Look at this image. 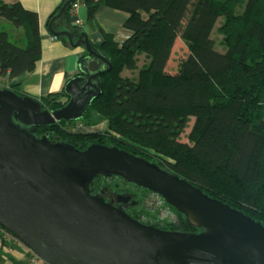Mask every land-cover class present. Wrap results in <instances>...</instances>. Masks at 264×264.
Listing matches in <instances>:
<instances>
[{
	"label": "trees",
	"instance_id": "16d2710c",
	"mask_svg": "<svg viewBox=\"0 0 264 264\" xmlns=\"http://www.w3.org/2000/svg\"><path fill=\"white\" fill-rule=\"evenodd\" d=\"M76 2L63 14L70 29L79 28L72 22ZM82 2L92 23L102 5L127 11L125 25L133 30L128 39L119 41L100 26L104 40L94 41L113 66L102 74V91L83 118L90 123L94 112H100L109 120L110 129H72V119L64 118L38 125L39 135L50 132V139L60 136L51 141L65 140L81 148L95 142L112 143L160 163L264 223V55L260 64L252 60V52L264 48V0H196L186 22L192 0ZM221 16L222 50L213 35ZM180 34L189 52L182 70L171 73L166 67ZM43 54L39 11L22 0H0V82L34 70ZM140 55L149 59L143 66H139ZM125 68H139L138 77L125 75ZM11 86L25 94L19 82ZM39 98L52 109L63 106L68 94L64 87ZM187 131L189 139L184 140ZM100 174L119 178L122 187L130 181L105 172L96 177ZM137 186L141 192L158 193L171 206L166 214L161 209L154 212L142 192L146 212H137L141 220L173 230L204 229L191 224L179 206L160 192Z\"/></svg>",
	"mask_w": 264,
	"mask_h": 264
},
{
	"label": "water",
	"instance_id": "95a60500",
	"mask_svg": "<svg viewBox=\"0 0 264 264\" xmlns=\"http://www.w3.org/2000/svg\"><path fill=\"white\" fill-rule=\"evenodd\" d=\"M72 1L51 20L55 33L87 49L65 85L67 102L51 109L37 96L0 88V224L52 264H264V223L244 210L117 145L81 148L39 135L38 125L83 117L113 66L86 30L54 27ZM101 172L160 192L205 228L173 230L131 215L92 192Z\"/></svg>",
	"mask_w": 264,
	"mask_h": 264
},
{
	"label": "crops",
	"instance_id": "0c3cea01",
	"mask_svg": "<svg viewBox=\"0 0 264 264\" xmlns=\"http://www.w3.org/2000/svg\"><path fill=\"white\" fill-rule=\"evenodd\" d=\"M22 1L26 6L38 10L40 13L44 54L34 70L16 76L9 80L7 84L12 85L19 82L21 89L26 94L39 97L44 93L64 88L67 81L81 70L80 62L85 51L82 45H71L68 38L66 41L61 36L58 39L52 37L53 31L50 25V18L65 0ZM128 16L129 13L125 10L102 5L96 12L95 23H92L88 19V7L82 0H78V10L72 16V22L77 23L82 18L83 24L81 27L89 33L92 40L99 42L104 40V33L100 28L102 26L105 30L114 33L117 40L125 41L133 33V30L125 25ZM65 22L64 18L60 19L59 23H56V28L68 27ZM148 61L149 59L146 58L144 63ZM169 62L166 69H168ZM101 65H103V62ZM2 86L4 84H1L0 88ZM102 121L108 124L107 121ZM95 126L97 127L99 124ZM9 245L11 246L12 244L3 240L2 232L0 231V261L3 264H28L27 250L18 246L12 250Z\"/></svg>",
	"mask_w": 264,
	"mask_h": 264
},
{
	"label": "rangeland",
	"instance_id": "374dc122",
	"mask_svg": "<svg viewBox=\"0 0 264 264\" xmlns=\"http://www.w3.org/2000/svg\"><path fill=\"white\" fill-rule=\"evenodd\" d=\"M195 1L196 0H192V2H191V6L188 9L187 15L184 18L185 19V22L189 19V16H190V14H191V12L193 10V5H194ZM243 6L244 5H240V9H242ZM77 10H78V0H77V2L75 4V7L73 8V15L75 13H77ZM62 18H63V15L60 16V17H58L57 19H62ZM57 19L54 21V27L55 28H56V23H59V21ZM223 19H224L223 16H221L218 19V21L216 23V26L214 27V30H213V35H215L216 36V39H217L216 47L218 49H221V50L223 49V47H225V45H223L221 43L222 42V38L224 37V34L219 30V26L223 22ZM51 20H52V16L50 18V25H51ZM1 24H2V26H6L7 22L2 21ZM75 24L76 25L78 24L79 25V28L76 27L77 28L76 29L73 26L72 27V30H80V29H82L81 25L83 24V19L82 18L79 19L77 21V23H75ZM184 26H185L184 23L180 26V32L183 31ZM51 29H52V26H51ZM54 33L55 32L53 31L52 37L53 38H56V39H58L60 37L59 35H64V34H57V33L54 34ZM92 41L94 42L96 40L93 39ZM82 46L84 47V51L86 52V50H87L86 47L84 45H82ZM85 52L82 55H84ZM188 52H189V47H188L187 43L185 42V40L181 37V34H180V36L178 37L177 43H176V45L174 47V51H173L171 60H170L169 65H168V69H167L168 72H171V73H179L182 70V68H183L184 60H185ZM252 55H253L252 56L253 62L256 63V64H260L261 63V58L264 55V48L254 50L252 52ZM139 57H140V59H139V66H143L146 58H145V56H141V55ZM100 62L101 61H98L97 63L99 64ZM123 73L125 75H127V74L133 75V76H135L137 78L138 75H139V68H125L124 71H123ZM7 83L8 82H6V83L0 82V85L1 84H4V86H2V87L11 86V85H8ZM21 93L23 94V92H21ZM102 120L107 121L108 124H106L105 122L103 123ZM90 123H87V121L84 120L83 117H81V118H78V119L71 120V122L69 124V127H71L72 129L83 130V131L97 130V131H100V132H106V131H109V129H110V122H109V120L102 113H100V112H94V114L92 116V120H91ZM96 124L97 125L99 124V126L96 127L95 126ZM189 130H190V126L188 127V131ZM188 131H187V133H184L182 135V138L184 140H188L189 139V137H188ZM49 133L50 132H48L46 134H48V138L50 139ZM41 135H45V134L43 133ZM51 139H53V140L60 139V136L59 137H58V135L56 137L51 136ZM109 144L112 145V143H109ZM107 179H108V177H106V174H100L94 180L99 182L98 185H100V186L102 185L100 187L101 189H103L102 187H106L108 189L117 188L119 191L130 192V193L134 194V198H136L138 200V202L136 204H134V207H133L134 208L133 210H135V212H140V213L142 211H143V213L146 212L144 210V209H146V206H144V205L142 206V201H143V200H141L142 199V197H141V193L142 192H146L145 195L147 196L146 197V201H147V205H148L147 207L152 208L154 210V212H157V211H159V209H161V211L166 214L169 210H171V206L170 205L163 203L164 199L161 197V195H159L156 192L148 191V190L147 191H143L142 190V192L139 191V189H138L139 187L137 186L138 183H134L132 180H130L129 182H126V185L124 187H122V185L120 184L121 183V180L119 178L111 177L110 179H108V181H107ZM171 203H173V205L176 207L177 204H175L174 202H171ZM130 211H131V213H134V211H132L131 209H130ZM187 217H188V215L186 216V218ZM198 226L201 227V228L204 227V226H201V225H198ZM6 230H10V229H8V228L0 225V231L2 232L3 240L5 242H8V243L12 244L11 246L9 245V248L12 249V250L14 249V247H17V246L18 247H24L27 250V252H28L27 263L30 264L31 250H30L28 244L26 245V244H20V243H18L17 240H16V238L12 234L7 233ZM10 231H12V230H10Z\"/></svg>",
	"mask_w": 264,
	"mask_h": 264
},
{
	"label": "flooded vegetation",
	"instance_id": "af4514ba",
	"mask_svg": "<svg viewBox=\"0 0 264 264\" xmlns=\"http://www.w3.org/2000/svg\"><path fill=\"white\" fill-rule=\"evenodd\" d=\"M98 184L99 182L95 180L94 182L91 183L92 192H94L95 194L98 193L100 195L105 196L107 200L112 201L114 204L123 208L125 211H127L131 215L137 217V212L133 210L134 209L133 207H134V204L138 202V200L134 198V194L130 192L119 191L117 188L108 189L106 187H102L103 189H101L100 187L102 185L100 186ZM130 209L134 211L135 214L131 213Z\"/></svg>",
	"mask_w": 264,
	"mask_h": 264
},
{
	"label": "built area",
	"instance_id": "2783aa9c",
	"mask_svg": "<svg viewBox=\"0 0 264 264\" xmlns=\"http://www.w3.org/2000/svg\"><path fill=\"white\" fill-rule=\"evenodd\" d=\"M1 225V224H0ZM3 226V225H1ZM7 233L12 234L18 243L20 244H26L27 243L15 232L10 231V230H6ZM12 232V233H11ZM14 233V234H13ZM29 246V245H28ZM30 250H31V256H30V264H52L51 262L45 260L35 249H33L31 246H29Z\"/></svg>",
	"mask_w": 264,
	"mask_h": 264
}]
</instances>
